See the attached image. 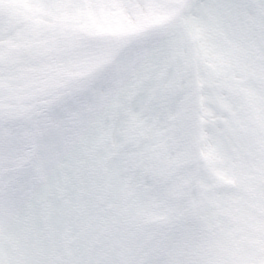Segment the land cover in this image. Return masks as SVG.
<instances>
[{
	"label": "snow or ice",
	"instance_id": "1",
	"mask_svg": "<svg viewBox=\"0 0 264 264\" xmlns=\"http://www.w3.org/2000/svg\"><path fill=\"white\" fill-rule=\"evenodd\" d=\"M0 264H264V0H0Z\"/></svg>",
	"mask_w": 264,
	"mask_h": 264
}]
</instances>
